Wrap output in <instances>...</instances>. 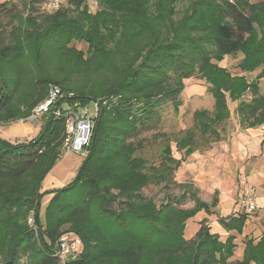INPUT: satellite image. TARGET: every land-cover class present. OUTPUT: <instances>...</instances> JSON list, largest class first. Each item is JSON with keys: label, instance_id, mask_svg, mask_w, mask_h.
<instances>
[{"label": "trees", "instance_id": "obj_1", "mask_svg": "<svg viewBox=\"0 0 264 264\" xmlns=\"http://www.w3.org/2000/svg\"><path fill=\"white\" fill-rule=\"evenodd\" d=\"M12 1L0 3V11H10ZM42 2L25 3L26 17L9 33L14 44L0 46V125L27 119L49 84L73 93L69 103L96 104L98 110L82 164L59 190L41 192V185L63 156V119L47 114L26 142L0 137V264H59L53 254L64 233L83 244L66 264H264V237L243 239L242 257L233 261L235 236L220 240L204 220L186 239V222L200 211L215 214L217 200L207 204L190 183L174 180L185 158L222 139L228 101L238 102L241 123H264V2L97 0L91 13L86 0H63L56 12L37 13ZM74 43H84L86 51ZM228 55L241 56V73H260L250 81L231 74L219 66ZM197 75L213 98L212 110L193 111L191 128L180 136L158 134L160 162L148 166L137 155L141 129L165 102H173L177 113L183 79ZM150 184L181 186L189 194L157 208L141 194ZM186 199L193 206L179 208ZM246 217L218 222L240 235Z\"/></svg>", "mask_w": 264, "mask_h": 264}, {"label": "crops", "instance_id": "obj_2", "mask_svg": "<svg viewBox=\"0 0 264 264\" xmlns=\"http://www.w3.org/2000/svg\"><path fill=\"white\" fill-rule=\"evenodd\" d=\"M242 75L246 76L247 74ZM246 79L252 80L251 78ZM243 100L248 101L249 99ZM231 104L234 107L231 111L228 103L232 119H230L229 128H227L226 138L213 143L206 151L192 153L178 168V171L183 180L192 181L196 189L199 190L197 196L201 201L210 204L214 198L217 200L213 210L215 214L208 215L204 211H200L186 222V225L191 221L197 224L186 239L196 233L200 222L204 220L210 227L211 233L218 234L220 240L224 241L229 235L235 236L236 247L233 256L237 260L243 254V239L252 238L257 241L264 237V133L261 129L262 124L249 126L246 123H241L237 112L238 102H231ZM93 105V114H95L98 108L96 104ZM16 123L21 131V134H17L23 138L21 142L31 140L40 130V126L37 129L32 128L29 123ZM13 124H9L10 127ZM5 126L1 127L2 130L6 128ZM69 154L70 152L63 155L45 177L41 185V192L62 189L73 180L84 156L74 154L69 157ZM242 188H249L252 191L259 209L253 214L247 215L239 235L234 231L226 232L219 224L218 219L231 218L243 213L239 205ZM45 198L49 199L51 195H47ZM237 247H241L239 251Z\"/></svg>", "mask_w": 264, "mask_h": 264}, {"label": "rangeland", "instance_id": "obj_3", "mask_svg": "<svg viewBox=\"0 0 264 264\" xmlns=\"http://www.w3.org/2000/svg\"><path fill=\"white\" fill-rule=\"evenodd\" d=\"M7 1L9 0H0V2H7ZM27 1L29 0H13L9 8L10 11H6V10L2 12L0 11V46H5L9 42H11L9 38V33L11 30H13V28L17 27L19 18L26 17L27 10L25 9V3ZM248 1L250 3L264 2V0H248ZM86 5L88 8V11L91 13H94L97 10V0H86ZM39 9L40 8L37 6L36 7L37 13H40ZM73 46L78 50H82L83 52L86 51V45L84 43H74ZM240 58H241L240 55H237L236 57L228 55L223 58V60L219 63V66L222 68H226L233 75L243 74L237 68V63ZM259 73H260V70H256L251 73H245L247 74L245 77L251 78L253 80L257 77ZM263 83H264V79H261L260 80L261 92H263V88H262ZM183 85H184V88L179 97V101L181 105L179 106L178 112L176 113L174 111L173 102L171 101L165 102L162 105L158 106V108H156L155 110L156 116L154 117V120L148 123V127L146 130L141 129L142 131L137 137V140L138 141L141 140L142 142V148L138 151L137 155L144 158L148 166L157 167L160 162V152L159 151L162 145V139L158 137V134L165 133L170 138L180 136L184 131L191 128L193 124V121H192L193 111L199 110V109H205V110L211 111L213 108V98L210 95V93L207 91V86L204 80H201L198 75L183 79ZM47 92H48V87H47ZM249 98H250L249 94L244 96L245 100H248ZM63 101H65L66 103L67 102L69 103V100L67 99ZM75 102H78V101H75ZM70 103H74V102H70ZM228 103L230 106L229 108L232 111L234 105L231 104L230 101H228ZM82 107H85V106H82ZM86 109L90 115H93L94 113L93 104L88 105ZM46 115L47 114H42L41 117L31 120L30 122H27L26 119L18 121V122H21L23 124L29 123L32 126V128H37L39 126L41 127ZM230 119H232L231 116L222 127H219V130L220 131L222 130V139L226 138L227 128H229L228 125L231 121ZM232 122L234 123V120H232ZM17 124L18 123H14L12 127H10L11 124L7 125L5 126L6 128H3V130L1 127H4V125L3 126L0 125V137L6 141L9 140L8 142L10 143L21 142L23 138H21V136L18 135V134H21V131ZM170 145H171L173 157L175 159H180L181 154L176 152L174 143L170 142ZM211 145H209L208 147L207 146L201 147L200 149L202 150L198 152L206 151L208 148L211 147ZM74 154H77V153L70 152L69 157L71 155L73 156ZM185 161H186V158H185ZM174 180L178 184L190 183L192 185V190L196 189L192 181L188 179L183 180L181 176H179L178 170L174 174ZM185 191H186L185 188L181 186L171 185L169 188L166 189L164 185L156 186V185L150 184L141 191V194L145 198L151 200L152 204H154L157 208H159L162 204L167 202L170 197H173V196L177 197ZM187 192H185V194H189ZM198 194H199V190L197 189V195ZM45 197L41 200V204H40V214L42 216L44 215V211L50 200V198L47 199ZM177 206L181 209H189L193 206V202L190 201L189 199H186L184 202H181ZM31 221L33 222L32 219H29L28 222H31ZM196 225L197 224L193 223V221H191L189 224L186 225L185 230H184L185 238L191 232H193L194 227ZM192 236H194V234H192ZM240 248L241 247H237L238 251L240 250ZM235 259H236L235 256L231 258L232 261ZM22 262L25 263L24 258L22 259Z\"/></svg>", "mask_w": 264, "mask_h": 264}, {"label": "built area", "instance_id": "obj_4", "mask_svg": "<svg viewBox=\"0 0 264 264\" xmlns=\"http://www.w3.org/2000/svg\"><path fill=\"white\" fill-rule=\"evenodd\" d=\"M62 4L63 0H43L40 9L45 13H54ZM72 96V93L62 92L57 85L49 84L47 97L34 107L26 120L30 122L41 117L42 114H50L55 119H63L66 134L62 145L63 155L68 152H75L85 156L86 149L90 144L94 118L97 112L90 115L86 107H82L80 103H66L63 101L65 99L69 100ZM261 129L264 133V124L261 125ZM239 205L243 213L247 215L253 214L259 209L249 188H242ZM29 224H32V221ZM82 249L83 244L78 236L64 233L56 240L53 255L59 259V264H66L68 260L77 258L82 253Z\"/></svg>", "mask_w": 264, "mask_h": 264}]
</instances>
